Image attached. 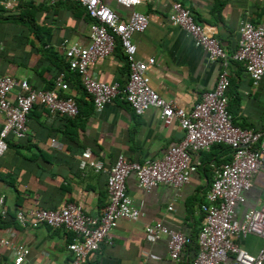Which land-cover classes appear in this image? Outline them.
Masks as SVG:
<instances>
[{
	"label": "crops",
	"instance_id": "obj_1",
	"mask_svg": "<svg viewBox=\"0 0 264 264\" xmlns=\"http://www.w3.org/2000/svg\"><path fill=\"white\" fill-rule=\"evenodd\" d=\"M3 1L10 7L0 10V77L9 75L18 81L26 80L32 89L51 90L57 78L56 65L64 55L61 43L69 40L87 46L90 21L71 5H48L41 0ZM103 1L122 19L128 15V10L111 0ZM175 4H181L197 23L220 40L228 61V108L236 125L261 129L264 80L253 87L243 65L231 60V56L238 47L243 22L264 26V0H141L136 10L148 17L149 24L145 32L133 36L137 58L154 59L147 72L153 90L189 111L214 88L221 61L211 62L186 32L169 23L168 15ZM89 71L97 80L116 82L123 89L128 66L120 45L110 56L95 61ZM16 92H12V99ZM69 93L82 98L79 116L74 120L50 115L36 104L28 117L26 137H8L7 151L0 156V213L5 209L14 215L18 210L58 209L74 203L87 214L99 216L108 203L107 174L80 169L81 154L86 149L109 169L119 155L135 163L160 160L184 137L177 120L166 126L155 109L136 116L122 96L97 111L83 91L72 88ZM3 124L0 114V129ZM229 155L228 150L217 146L194 155L193 161L199 165L189 183L180 189L159 185L146 192L138 187L135 175L130 174L127 195L142 216L134 221L119 220L112 231V245L102 244L84 264H190L198 250L197 234L203 218L200 206L205 203L215 170ZM263 196L261 170L239 206L238 217L259 207ZM155 222L188 237L178 261L170 259L165 237L153 244L146 241L145 226ZM9 230L14 231L13 241L28 250L22 264L68 263L67 245L74 240L72 233L47 227L25 229L14 223L0 225V236H8ZM235 242L251 255L263 246V240L254 235L238 237ZM0 264H14L9 249L0 248Z\"/></svg>",
	"mask_w": 264,
	"mask_h": 264
},
{
	"label": "built area",
	"instance_id": "obj_2",
	"mask_svg": "<svg viewBox=\"0 0 264 264\" xmlns=\"http://www.w3.org/2000/svg\"><path fill=\"white\" fill-rule=\"evenodd\" d=\"M53 5L58 2L79 4L91 19L89 44L80 45L64 40L61 47L69 70L80 76L85 92L92 98L94 108L102 110L116 98L128 104L136 116L147 111H159L164 125L177 120L184 132L182 141L171 146L162 159L129 162L119 155L115 163L106 169L101 161L95 160L86 149L79 161L80 169L89 168L95 173H106L108 203L99 216H91L82 206L66 203L58 209L30 208L15 212V220L22 228L47 227L62 229L74 235L67 245L70 259L67 264H84L87 257L97 252L102 244L112 245V231L121 219L134 221L142 216L127 195L126 181L134 174L140 189L149 192L159 185L180 189L189 183L192 173L199 165L193 156L208 152L213 146L223 145L231 150L230 161L215 170L205 203L200 206L202 226L197 234V253L190 264H264V196L261 205L246 210L241 217L239 206L253 185L256 175L264 170V121L261 129H246L235 124V116L229 111L227 90L230 85L228 61L220 40L204 25L197 23L191 13L181 4H175L168 15L172 26L186 32L194 44L204 50L211 62L221 61V69L214 88L206 92L189 111L178 107L174 101L161 97L150 85L148 68L154 59L142 61L137 58L133 36L146 31L149 19L137 11L141 0H111L128 10L122 19L103 0H41ZM10 5L0 0L1 8ZM117 43L123 51L128 79L123 87L118 83L107 84L91 76L90 66L98 59L110 56ZM231 60L243 65L253 87L264 80V26L243 22L239 27L238 47ZM17 90L13 99L12 92ZM68 83L60 74L51 90L32 89L26 80H16L4 75L0 77V114L4 124L0 129V156L7 151V139L12 136L23 139L28 134V116L34 105L44 107L50 115L75 117L78 106L69 93ZM55 144V140H51ZM3 206V198H0ZM172 208L169 207V210ZM1 217L7 215L1 209ZM146 241L156 243L167 239L169 257L178 261L188 244L184 234L168 229L161 222L148 224L144 229ZM254 235L263 240L256 255L240 247L235 239ZM14 231L0 236V248L9 249L14 264H22L28 250L13 241Z\"/></svg>",
	"mask_w": 264,
	"mask_h": 264
},
{
	"label": "trees",
	"instance_id": "obj_3",
	"mask_svg": "<svg viewBox=\"0 0 264 264\" xmlns=\"http://www.w3.org/2000/svg\"><path fill=\"white\" fill-rule=\"evenodd\" d=\"M56 4H65V5H71L73 8H75L76 10H78V13H79V15L81 16V15H84V18L86 19V20H88V21H90L91 22V19L89 18V16L87 15V13L84 11V9L79 5V4H77V3H75V2H70V1H66V2H58V3H55V5ZM117 44H119V43H117ZM120 45V44H119ZM57 66V77L60 75V74H63L64 75V79H65V81L68 83V86H69V90L70 89H75V90H77V91H83L84 92V95H87V96H89L86 92H85V90H84V88H83V86H82V83H81V79H80V76L78 75V74H76V73H73V72H71L70 70H69V67H68V64H67V62H66V59H65V56L63 55V56H61L60 58H59V64L58 65H56ZM54 84V83H53ZM229 89V88H228ZM228 91V90H227ZM74 98H75V100H76V103H77V106H78V114L75 116V117H72V118H69V117H64V116H60L61 118H64V119H66V120H70V121H72V119L74 120L76 117H78L79 116V102L82 100V98L80 99H77L76 97H75V95H73V94H71ZM90 97V96H89ZM90 99H91V101H92V98L90 97ZM92 103H93V101H92ZM94 106V105H93ZM231 113H232V111L231 110H229ZM233 114V113H232ZM30 115V114H29ZM29 117V116H28ZM236 124V123H235ZM70 138V137H69ZM218 148H220V149H223V150H228L229 151V156L231 157V150L228 148V147H226V146H223V145H216ZM229 157V159L226 161V162H228V161H230V158ZM226 162H224V163H226ZM223 163V164H224ZM222 164V165H223ZM14 223H16L17 224V222H16V220H15V214L13 215V214H10V213H7V215H6V217L3 219L1 216H0V225L2 226V227H7V226H10V225H12V224H14Z\"/></svg>",
	"mask_w": 264,
	"mask_h": 264
},
{
	"label": "rangeland",
	"instance_id": "obj_4",
	"mask_svg": "<svg viewBox=\"0 0 264 264\" xmlns=\"http://www.w3.org/2000/svg\"><path fill=\"white\" fill-rule=\"evenodd\" d=\"M261 114V116L264 117V92L262 95Z\"/></svg>",
	"mask_w": 264,
	"mask_h": 264
}]
</instances>
